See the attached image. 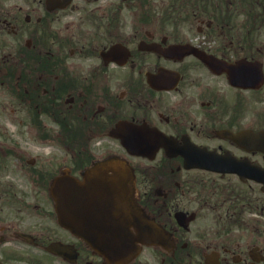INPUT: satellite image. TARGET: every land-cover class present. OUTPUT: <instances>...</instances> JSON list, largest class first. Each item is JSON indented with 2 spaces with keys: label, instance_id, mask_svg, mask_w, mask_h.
I'll return each instance as SVG.
<instances>
[{
  "label": "flooded vegetation",
  "instance_id": "obj_1",
  "mask_svg": "<svg viewBox=\"0 0 264 264\" xmlns=\"http://www.w3.org/2000/svg\"><path fill=\"white\" fill-rule=\"evenodd\" d=\"M244 1L0 0V74L13 70L18 121L48 127L66 151L20 165L35 177L33 202L0 191V264H119L57 224L48 189L116 156L122 140L131 201L169 242L125 264H264L263 186L184 166L196 147L264 171V155L234 140L264 133V0Z\"/></svg>",
  "mask_w": 264,
  "mask_h": 264
},
{
  "label": "water",
  "instance_id": "obj_2",
  "mask_svg": "<svg viewBox=\"0 0 264 264\" xmlns=\"http://www.w3.org/2000/svg\"><path fill=\"white\" fill-rule=\"evenodd\" d=\"M195 56L209 67L215 64L209 57ZM239 143L247 150L264 153V136L245 138ZM189 162L193 166L187 167L221 171L216 165L219 160L211 155H200ZM95 170V175L85 176L82 182L67 175L53 181L50 195L59 225L105 258L116 257L118 262L131 259L138 251L137 244H161L163 237L159 229L126 205L125 196L128 198L131 189V174L126 164L111 159ZM130 227L136 230V236L131 235Z\"/></svg>",
  "mask_w": 264,
  "mask_h": 264
},
{
  "label": "rangeland",
  "instance_id": "obj_3",
  "mask_svg": "<svg viewBox=\"0 0 264 264\" xmlns=\"http://www.w3.org/2000/svg\"><path fill=\"white\" fill-rule=\"evenodd\" d=\"M23 113L17 111L12 94L5 84L0 83V191L8 186V190L25 197L29 196L33 202L34 190L28 186L32 182L24 169L22 172L19 171V166L23 165L21 169L25 166L29 168L30 165H27L26 161L35 158L36 155L41 161L34 163L32 168L41 167L45 162L43 159L48 157L54 159L53 161L62 162L61 158L65 153L58 145L39 138L37 131L27 128L25 121L19 123L18 119L24 116ZM16 148H19V151ZM52 166V163L44 164L46 169ZM36 200L41 201L38 197ZM4 209L6 211L7 207Z\"/></svg>",
  "mask_w": 264,
  "mask_h": 264
},
{
  "label": "trees",
  "instance_id": "obj_4",
  "mask_svg": "<svg viewBox=\"0 0 264 264\" xmlns=\"http://www.w3.org/2000/svg\"><path fill=\"white\" fill-rule=\"evenodd\" d=\"M245 8H252V0L245 1Z\"/></svg>",
  "mask_w": 264,
  "mask_h": 264
}]
</instances>
